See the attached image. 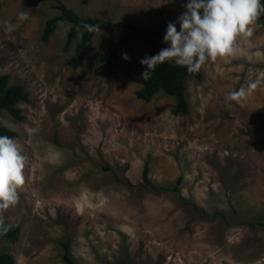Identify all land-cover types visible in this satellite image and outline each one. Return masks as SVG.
<instances>
[{
	"label": "rangeland",
	"instance_id": "rangeland-1",
	"mask_svg": "<svg viewBox=\"0 0 264 264\" xmlns=\"http://www.w3.org/2000/svg\"><path fill=\"white\" fill-rule=\"evenodd\" d=\"M60 1L100 20L76 69L65 64L68 22L41 37L56 0H0V75L29 94L22 120L0 114L27 157L19 202L2 211L1 227L18 234L0 237V252L13 264H65L58 240L68 238L77 264H264V225L238 224L264 220V25L186 81L188 112L175 115L172 96L140 99L131 76L169 46L147 29L180 30L188 0ZM123 23L146 31L99 69ZM144 163L153 184L181 177L180 195L145 187Z\"/></svg>",
	"mask_w": 264,
	"mask_h": 264
},
{
	"label": "clouds",
	"instance_id": "clouds-1",
	"mask_svg": "<svg viewBox=\"0 0 264 264\" xmlns=\"http://www.w3.org/2000/svg\"><path fill=\"white\" fill-rule=\"evenodd\" d=\"M184 8L178 18L180 31L174 23L167 26L163 39L169 46L140 60L146 67L142 78H149L156 66L165 61H172L194 73L207 61L235 56L239 50L238 40L253 35V26L264 13L260 0H188ZM28 18L27 12L18 14L20 21ZM6 28L9 32L14 30L8 22ZM123 58L129 59L126 54ZM256 87L257 84L252 83L248 91ZM245 95V89L241 88L229 92L227 99L231 101ZM26 164L22 146L12 138L0 135V226L3 225L2 211L19 202L20 192L26 183Z\"/></svg>",
	"mask_w": 264,
	"mask_h": 264
},
{
	"label": "trees",
	"instance_id": "trees-1",
	"mask_svg": "<svg viewBox=\"0 0 264 264\" xmlns=\"http://www.w3.org/2000/svg\"><path fill=\"white\" fill-rule=\"evenodd\" d=\"M55 8L59 10L56 15L46 19L42 30V40L47 41L53 34L58 25L62 22H68L69 26L66 32L63 51H68L70 45L74 43L73 52L65 61V64L71 68H78L83 65V58L88 43L90 42L96 25L99 23V18L95 16H79L73 9L66 6L62 1L56 0ZM261 5H264V0H260ZM258 25H264V13H261L257 20ZM89 27H85V26ZM122 35L115 41L107 55L102 57L98 62V68L104 69L110 67L119 58V51L133 37L134 34H140L146 31L145 28L139 27L132 23L121 24ZM158 38L163 39L165 34H161L155 30H149ZM180 31V30H177ZM1 63V61H0ZM201 70L189 73L186 67L177 66L172 61H165L158 64L149 78H142V73L131 76L132 81L139 83L141 86L135 91V95L145 101L150 100L156 93L172 96L174 105L172 113L186 114L188 112V102L186 98V81L189 78L200 79ZM9 74L0 75V114L5 111L15 120H22V109L19 107L21 102L29 101V94L25 90L23 84L9 83ZM0 135L10 138L16 136V132L8 127L0 124ZM148 166L144 163L142 170V180L145 187L158 192L161 190L172 191L180 195L178 185L181 182V177H178L174 185L159 186L153 184L147 177ZM238 224H245L251 227L264 225V220L238 221ZM18 234V228H7L0 226V237L8 240H15ZM61 246V258L65 264H77L72 253L70 252V240L68 238L58 240ZM14 257L11 253L0 252V264H13Z\"/></svg>",
	"mask_w": 264,
	"mask_h": 264
}]
</instances>
